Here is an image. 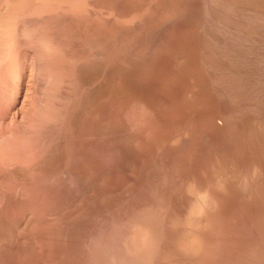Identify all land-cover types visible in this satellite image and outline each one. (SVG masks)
I'll use <instances>...</instances> for the list:
<instances>
[{
  "label": "rangeland",
  "instance_id": "1",
  "mask_svg": "<svg viewBox=\"0 0 264 264\" xmlns=\"http://www.w3.org/2000/svg\"><path fill=\"white\" fill-rule=\"evenodd\" d=\"M33 1L0 0V264H264V0Z\"/></svg>",
  "mask_w": 264,
  "mask_h": 264
},
{
  "label": "bare ground",
  "instance_id": "2",
  "mask_svg": "<svg viewBox=\"0 0 264 264\" xmlns=\"http://www.w3.org/2000/svg\"><path fill=\"white\" fill-rule=\"evenodd\" d=\"M7 1H8V0H7ZM9 1H10V0H9ZM12 1H13V0H12ZM17 1H18V0H17ZM20 1H23V0H20ZM37 1H38V0H37ZM44 1H45V0H43V2H44ZM58 1H59V0H58ZM85 1H86V0H85ZM87 1H88V0H87ZM87 1H86V2H87ZM89 1H90V0H89ZM101 1H102V0H101ZM101 1H100V2H101ZM115 1H116V0H115ZM115 1H114V2H115ZM118 1H119V0H118ZM123 1H124V0H123ZM196 1H197V0H196ZM198 1H199V0H198ZM205 1H206V0H205ZM223 1H224V0H223ZM225 1H226V0H225ZM238 1H239V0H238ZM35 2H36V1L34 0L33 3H35ZM38 2H39V1H38ZM47 2H48V0H47ZM53 2H54V1H53ZM68 2H69V1H68ZM74 2H77V1H74ZM78 2H79V0H78ZM90 2H91V1H90ZM100 2H99V3H100ZM106 2H107V1H106ZM108 2H109V1H108ZM111 2H112V1H111ZM111 2H110V3H111ZM114 2H112V3H114ZM116 2H117V1H116ZM119 2H120V1H119ZM127 2H128V1H126V3H127ZM232 2H233V1H232ZM242 2H243V1H242ZM16 3H17V2H16ZM24 3H25V1L23 2V4H24ZM39 3H40V2H39ZM55 3H56V2H55ZM104 3H105V1H104ZM104 3H103V4H104ZM123 3H124V2H123ZM123 3H122V4H123ZM204 3H205V2H204ZM227 3H229V2H227ZM233 3H234V2H233ZM237 3H238V2H237ZM2 4H5V3L3 2ZM7 4H8V3H7ZM12 4H13V3H12ZM17 4H18V3H17ZM20 4H21V3H20ZM20 4L18 5L19 7H20ZM70 4H71V2H70ZM85 4H86V3H85ZM88 4H89V3H88ZM92 4H93V3H92ZM95 4H96V3H95ZM200 4H201V3H200ZM225 4H226V3H225ZM235 4H236V3H235ZM239 4H240V2H239ZM239 4H238V5H239ZM0 5H1V4H0ZM64 5H65V4H64ZM66 5H67V4H66ZM72 5H74V4H72ZM83 5H84V4H83ZM120 5H121V4H120ZM124 5H125V3H124ZM124 5H123V6H124ZM211 5H213V4H211ZM214 5H215V4H214ZM214 5H213V6H214ZM230 5H231V4H230ZM238 5H237V6H238ZM241 5H242V4H241ZM244 5H245V4H244ZM1 6H2V5H1ZM4 6H5V5H3L2 7H4ZM8 6H9V5H8ZM13 6H14V5H13ZM32 6H33V5H32ZM32 6H31V8H32ZM39 6H40V5H39ZM45 6H46V5H45ZM51 6H52V5H51ZM53 6H54V5H53ZM59 6H60V5H59ZM70 6H71V5H70ZM96 6H97V4H96ZM101 6H102V5H101ZM101 6H100V7H101ZM103 6H104V5H103ZM106 6H107V5H106ZM117 6H118V5H117ZM117 6H116L115 8H117ZM123 6H122V7H123ZM200 6H201V5H200ZM231 6H232V5H231ZM246 6H248V5L246 4ZM246 6H245V7H246ZM33 7H34V6H33ZM36 7H37V6H36ZM48 7H49V6H48ZM64 7H65V6H64ZM76 7H78V6H76ZM80 7H81V6H80ZM87 7H89V6H87ZM87 7H84V8H87ZM97 7H98V6H97ZM206 7H207V6H206ZM210 7H211V6H209V8H210ZM217 7H218V6H217ZM27 8H28V7H27ZM31 8H30V9H31ZM67 8H68V6H67ZM106 8H107V7H106ZM106 8H105V9H106ZM213 8H214V7H213ZM232 8H233V7H232ZM232 8H228V11H229V9L231 10ZM234 8H235V7H234ZM246 8H247V7H246ZM18 9H19V8H18ZM21 9H22V10L24 9L23 5H21ZM54 9H55V6H54ZM81 9H82V8H81ZM93 9H94V8H93ZM99 9H100V8H99ZM210 9H212V7H211ZM226 9H227V8H226ZM256 9H257V8H256ZM0 10L2 11L3 9L0 8ZM19 10H20V9H19ZM19 10H18V11H19ZM22 10H21V11H22ZM25 10H26V9H25ZM28 10H29V9H28ZM28 10H27V11H28ZM55 10H56V9H55ZM61 10H62V9H61ZM87 10L89 11L88 8H87ZM91 10H92V9H91ZM232 10H233V9H232ZM232 10H231V11H232ZM239 10H240V9H239ZM260 10H261V9H260ZM260 10H259V11H260ZM1 11H0V12H1ZM18 11L16 10L15 12H17V13H15V14L22 13L21 11H19V13H18ZM33 11H34V10H33ZM35 11H36V10H35ZM71 11H72V10H71ZM75 11H76V10H74V12H75ZM95 11L97 12V10H95ZM105 11H106V10H105ZM211 11H214V9L211 10ZM215 11H216V10H215ZM215 11H214V12H215ZM221 11H222V10H221ZM221 11H220V12H221ZM224 11H225V9H224ZM231 11H230V12H231ZM241 11H242V10H241ZM247 11H248V10H247ZM256 11H258V10H256ZM262 11H264V10H262ZM4 12H6V11H2L0 15H4V14H2V13H4ZM53 12H54V11H53ZM99 12H100V11H99ZM214 12H212V13H214ZM230 12H229V13H230ZM8 13H10V12H8ZM13 13H14V10H13ZM36 13H38V12H36ZM54 13H55V12H54ZM71 13H72V12H71ZM75 13H76V12H75ZM97 13H98V12H97ZM113 13H114V12H113ZM209 13H210V12H209ZM216 13H217V12H216ZM216 13H215V14H216ZM222 13H223V11H222ZM225 13H227V12H225ZM232 13H235V11H233ZM237 13H238V12H236V14H237ZM5 14H7V13H5ZM11 14H12V13H11ZM24 14H25V13H24ZM33 14H34V13H33ZM67 14H68V13H67ZM78 14H79V13H78ZM78 14H77V15H78ZM117 14H118V13H117ZM117 14H116V15H117ZM203 14H204V13H203ZM203 14H202V15H203ZM205 14H206V13H205ZM215 14H214V15H215ZM239 14H240V13H239ZM243 14H244V13H243ZM31 15H32V14H31ZM34 15H35V14H34ZM79 15H80V14H79ZM112 15H113V14H112ZM211 15H212V14H211ZM220 15H221V14H220ZM220 15L218 14V16H220ZM229 15H230V14H229ZM232 15H233V17H234V14H231V16H232ZM244 15H245V14H244ZM244 15H243V17H242L241 15H239V16H241V18H247V19H248L249 17H251V15H250V16H247V17H245ZM6 16H7V15H6ZM8 16H9V15H8ZM13 16L15 17L16 15H13ZM22 16H23V15H22ZM90 16H91V15H90ZM93 16H94V15H93ZM95 16H96V15H95ZM99 16H100V15H99ZM99 16H98V17H99ZM104 16H105V15H104ZM107 16H110V14L107 15ZM216 16H217V15H216ZM216 16H214V17H216ZM225 16H227L228 18L231 17V16H228V14H226ZM235 16H236V15H235ZM239 16H237V17H239ZM253 16H254V15H253ZM257 16H258V15H257ZM2 17H3V18H6V17H4V16H2ZM24 17H25V16H24ZM87 17H89V16H87ZM87 17H86V18H87ZM111 17H112V16H111ZM114 17H115V16H114ZM214 17H213V18H214ZM233 17H231V18L233 19ZM237 17H236V18H237ZM254 17L256 18V16H254ZM258 17H259V16H258ZM27 18H28V17H27ZM30 18H31V17H30ZM35 18H36V17H35ZM68 18H69V17H68ZM78 18H80V16H79ZM81 18H82V17H81ZM81 18H80V19H81ZM93 18H94V17H93ZM95 18H97V17H95ZM95 18H94V19H95ZM117 18H118V17H117ZM218 18H219V17H218ZM221 18H222V15H221ZM241 18L239 17V20H240ZM263 18H264V17H263ZM8 19H9V18H8ZM8 19H7V20H8ZM11 19H12V18H11ZM13 19H14V18H13ZM16 19H17V18H16ZM16 19H15V20H16ZM31 19H32V18H31ZM82 19H84V18H82ZM94 19H92V20H94ZM103 19H104V18H103ZM111 19H112V18H111ZM111 19H110V20H111ZM113 19H114V18H113ZM225 19L227 20L226 17H225ZM234 19H235V17H234ZM7 20H5V21L7 22ZM15 20H14V21H15ZM17 20H18V19H17ZM26 20H28V19H26ZM32 20H33V19H32ZM77 20H78V19H77ZM86 20H87V19H85V21H86ZM89 20H90V19H89ZM108 20H109V19H108ZM114 20H115V19H114ZM202 20H203V19H202ZM207 20H208V19H207ZM219 20H220V19H219ZM222 20H223V19H222ZM235 20H236V19H235ZM239 20H237V21H239ZM241 20H242V19H241ZM250 20H251V19H250ZM263 20H264V19H263ZM28 21H29V20H28ZM30 21H31V20H30ZM30 21H29V22H30ZM82 21H83V20H82ZM82 21H81V22H82ZM87 21H88V20H87ZM94 21H95V20H94ZM116 21H117V19H116ZM116 21H114V22H116ZM212 21H213V20H212ZM228 21H229V19H228ZM230 21H231V20H230ZM243 21H244V19H243ZM243 21H240V22H243ZM253 21H254V20H253ZM257 21H259V20H257ZM260 21H261V20H260ZM260 21H259L258 24H256V23H255V24L261 26V25H260ZM8 22H9V21H8ZM8 22H7V23H8ZM24 22H25V20H24ZM35 22H36V21H35ZM71 22H72V20H71ZM76 22H77V21H76ZM76 22H75V20H74V23H76ZM92 22H93V21H92ZM92 22H91V24H92ZM104 22H105V21H104ZM216 22H219V21H216ZM240 22H239V23H240ZM244 22H246V21H244ZM249 22H252V20H251V21H248V23H249ZM3 23L5 24V22H2V23H1V20H0V26H1V24H2V26L4 27V24H3ZM18 23H21V20H20V22H18ZM30 23H31V22H30ZM36 23H37V22H36ZM85 23H87V22H85ZM85 23H84V24H85ZM89 23H90V22H89ZM89 23H88V24H89ZM105 23H106V22H105ZM111 23H112V22H111ZM117 23H118V22H117ZM117 23H116V24H117ZM203 23H204V22H203ZM220 23H221V22H220ZM233 23H234V22H233ZM236 23H237V22H236ZM95 24H96V22H95ZM116 24H115V25H116ZM214 24H215V23H214ZM214 24L212 25L213 27L216 26V25H214ZM224 24H225V22H224ZM253 24H254V22H253ZM14 25H16V24H14ZM18 25H19V24H18ZM28 25H30V24L28 23ZM85 25H86V24H85ZM113 25H114V24H113ZM204 25H205V24H204ZM206 25H207V24H206ZM233 25H234V24H233ZM244 25H245V24H244ZM248 25H250V24H248ZM248 25H247L246 27H249ZM9 26H10V25H9ZM12 26H13V25H12ZM21 26L26 27V24L24 25L23 23H21V24H20V27H21ZM38 26H39V25H38ZM38 26H37V27H38ZM208 26H209V25H208ZM220 26H221V25H220ZM224 26H225V25H224ZM230 26H231V25H230ZM235 26H236V25H235ZM241 26H243V25H241ZM263 26H264V25H263ZM3 27H2V28H3ZM14 27H19V26L16 25V26H14ZM20 27H19V28H20ZM24 27H23L22 29L20 28V30H17V31L15 30V31H14V32L16 33L15 35H17V34L19 33V31H20L21 34H22V36H23V38H24L25 34L23 35V33H22L23 31H21V30L24 29V32L26 33L27 28H24ZM27 27H32V25L27 26ZM78 27H80V26H78ZM85 27H86V26H85ZM85 27H83V28H85ZM88 27H89V26H88ZM88 27H86V28L88 29ZM90 27H91V26H90ZM205 27H206V26H205ZM213 27H212V28H213ZM216 27H218V26H216ZM216 27H215V29H216ZM251 27H252V25H251ZM255 27H256V26H255ZM261 27H262V26H261ZM261 27H260V29H261ZM5 28L7 29V26H6V25H5ZM91 28H93V27H91ZM219 28H221V27H219ZM224 28H225V27H224ZM224 28L222 27V29H224ZM232 28L234 29V27H232ZM252 28H253V27H252ZM16 29H18V28H16ZM38 29H39V31H40V28H38ZM38 29H37V30H38ZM95 29H96V28H95ZM222 29L220 30V32L222 31ZM241 29H242V28H241ZM248 29H249V28H248ZM258 29H259V28H258ZM260 29H259V30H260ZM263 29H264V28H263ZM32 30L35 31V29L32 28L31 30H29V35H30V31L33 32ZM88 30H89V29H88ZM92 30H93V29H92ZM92 30H91V31H92ZM208 30H210V29H208ZM230 30H231V29H230ZM252 30H253V29H252ZM252 30H251V31H252ZM254 30H256V28H255ZM259 30H258V31H259ZM5 31H6V30H5ZM11 31H12V30H11ZM86 31H87V30H86ZM86 31H85V32H86ZM213 31H214V30H213ZM213 31H211V32H213ZM215 31L218 32L217 34H218V36H219L218 28H217ZM215 31H214V32H215ZM7 32H8V31H6V34H8ZM14 32H13V34H14ZM17 32H18V33H17ZM37 32H38V31H37ZM87 32L90 33L89 31H87ZM239 32H240V31H239ZM245 32H246V31H245ZM250 33H252V32H250ZM258 33H259V32H258ZM258 33H257V34H258ZM262 33H263V32H262ZM6 34H5V35H6ZM10 34H11V33L9 32V34H8L9 36H7L6 38H5V36H4V38H5V39L10 38V37L12 36V35L10 36ZM21 34H20V35H21ZM211 34H212V33H211ZM227 34H228V33H227ZM234 34H235V32H234ZM245 34H246V33H245ZM252 34H255V33L253 32ZM0 35H1V34H0ZM3 35H4V34H3ZM15 35H14V36H15ZM20 35H17V39H18V36H20ZM34 35H35V34H34ZM87 35H88V34H87ZM212 35H216V34L214 33V34H212ZM243 35H244V34H243ZM246 35H247V34H246ZM250 35H251V34H250ZM260 35H261V34H260ZM260 35H259V36H260ZM263 35H264V33H263ZM27 36H28V35L26 34L25 37H27ZM31 36H32V35H31ZM104 36H105V35H104ZM115 36H116V35H115ZM218 36H217V37H218ZM234 36H235V35H234ZM239 36H240V35H239ZM101 37H102V36H101ZM209 37H210V36H209ZM241 37H244V36H241ZM261 37L264 38L262 35H261ZM2 38H3V36H2ZM2 38H1L0 42H4V41H2V40H4V39H2ZM11 38H12V37H11ZM11 38H10V41H11ZM20 38H22V37L20 36L19 39H20ZM94 38H95V36H94ZM113 38H114V37H113ZM221 38H222V37H221ZM237 38H238V37H237ZM250 38H252V37H250ZM13 39H14V38H13ZM15 39H16V38H15ZM100 39H101V38H100ZM212 39H213V38H212ZM215 39H216V38H215ZM217 39H218V38H217ZM235 39H236V38H235ZM254 39H256V38H254ZM254 39H253V40H254ZM7 40H8V39H7ZM238 40H239V39H238ZM238 40H237V41H238ZM223 41H224V40H223ZM228 41H229V40H228ZM11 42H12V41H11ZM11 42H10V44H11ZM215 42H216V41H215ZM217 42H218V41H217ZM224 42H225V41H224ZM245 42H246V41H245ZM251 42H252V41H251ZM5 43H6V44H5ZM5 43H3V44L6 46L8 42H5ZM13 43H14V42H13ZM228 43H229V44H233L232 42H231V43L228 42ZM228 43L226 42V45H227ZM238 43H239V42H238ZM259 43H260L259 48H261L260 46H263V45H264V42H263V45H261V42H259ZM1 44H2V43H1ZM1 44H0V45H1ZM212 44H213V43H212ZM223 44H224V43H223ZM214 45H215V43H214ZM214 45H213V46H214ZM226 45L224 44V46H226ZM233 45L236 46V44H233ZM255 45H256V43L254 44V46H255ZM215 46H216V45H215ZM215 46H214V47H215ZM218 46H219V45H218ZM220 46H221V45H220ZM231 46H232V45H231ZM231 46H230V47H231ZM1 47H2V45H1ZM6 47H8V46H6ZM214 47H212V48H214ZM227 47H228V46H227ZM227 47H225V49H226ZM249 47H250V46H249ZM249 47H248V48H249ZM255 47H256V46H255ZM257 47H258V45H257ZM263 47H264V46H263ZM3 48H4V49L1 48V50H0L1 53H3L2 51H4V50L6 49L4 46H3ZM221 48H223V45H222ZM231 48H232V47H231ZM233 48H234V47H233ZM252 48H253V47H252ZM252 48H251V49H252ZM259 48H258V49H259ZM7 49H8V48H7ZM214 49H215V48H214ZM217 49H218V47H217ZM217 49H216V50H217ZM234 49H235V50H236V49L238 50V47L236 46V48H234ZM241 49H242V48H241ZM241 49H240L241 53H244V52H243L244 49H243V50H241ZM258 49H257V48L255 49V50H257V53H258V52H259V54L262 53V52H260L261 50L258 51ZM262 49H263V48H262ZM212 50H213V49H212ZM218 50H219V49H218ZM218 50H217V51H218ZM229 50H230V55H231V57H229L228 59H226L227 56H226V54L224 53V54H225L224 56L226 57V58H225V57L223 56V57L225 58V61H226V60H227V61L230 60V58H232V56L235 55V54H233V55L231 54L232 52H231V49H230V48H229ZM235 50H233V51L236 52L237 50H236V51H235ZM214 51H215V50H214ZM214 51H213V53H214ZM220 51H221V50H220ZM220 51H218V52H220ZM226 51H228V49L225 50V52H226ZM238 51H239V50H238ZM244 51H245V50H244ZM253 51H254V48H253ZM253 51H250V52H253ZM263 51H264V49H263ZM6 52H7V50H6ZM228 52H229V51H228ZM255 52H256V51H255ZM215 53H217V52H215ZM221 53H222V52H221ZM221 53H217V54L220 55ZM241 53H239V55H241ZM245 53L247 54L246 51H245ZM253 53H254V52H253ZM253 53H251V54H253ZM228 54H229V53H228ZM236 54H237V53H236ZM249 54H250V53H248V55H249ZM251 54H250V55H251ZM263 54H264V52H263ZM212 55L215 57L214 54H212ZM222 55H223V54H222ZM222 55H220V57L223 59ZM230 55H228V56H230ZM242 55H243V54H242ZM250 55H249V57H250ZM235 56H236V55H235ZM235 56H233V58H234ZM243 56H244V55H243ZM255 56H257L256 53H255ZM262 56H263V55H262ZM262 56H259V55H258V58H259V57L261 58ZM216 57H217V56H216ZM253 57H254V56H253ZM218 58H219V56H218ZM221 58H220V59H221ZM233 58H232V59H233ZM240 58H243V57H240ZM246 58H247V57H245V59H246ZM232 59H231V60H232ZM236 59H237V57H236ZM236 59H233V60L237 61ZM238 59H239V57H238ZM250 59H251V57H250ZM252 59H253V58H252ZM252 59H251V61H249L250 63L252 62ZM210 60H212V59H210ZM223 60H224V59H223ZM223 60H222V61H223ZM239 60H240V59H239ZM243 60H244V59H243ZM247 60H248V59H246V61H244V63H246ZM257 60H259V61H257ZM257 60L254 59L253 62L256 61V62H258V63H259V62H263V63H264V60H262V59H261L262 61H260V59H257ZM217 61H219V60H217ZM222 61L220 60V62H222ZM227 61H226L225 63H227ZM241 61H242V59H241ZM241 61H238V62H241ZM212 62H213V61H212ZM231 62L233 63V61H231ZM222 63H224V62H222ZM228 63H230V62H228ZM228 63H227V64H228ZM234 63H235V62H234ZM234 63H233V64H234ZM241 63H242V62H241ZM241 63H239L240 66H241ZM254 63H255V62H254ZM254 63H253V64H254ZM186 64H187V63H186ZM217 64H218V63H217ZM230 64H231V63H230ZM237 64H238V63H237ZM242 64H243V63H242ZM247 64H248V65H247ZM247 64H246L247 66L250 65L248 62H247ZM251 64H252V63H251ZM253 64H252V65H253ZM255 64H256V63H255ZM259 64L262 65V63H259ZM231 65H232V64H231ZM252 65H251V66H252ZM256 65H257V64H256ZM221 66H222V65H221ZM224 66H225V65H224ZM224 66H223V67H224ZM229 66H230V65H229ZM243 66H244V65H243ZM259 66H260V65H259ZM212 67H213V66H212ZM223 67H222V68H223ZM233 67H235V66H233ZM253 67H254V66H253ZM262 67L264 68V66H262ZM213 68H214V67H213ZM216 68H217V67H216ZM228 68H229V67H228ZM243 68H245V67H243ZM243 68H242V69H243ZM250 68H252V67H250ZM226 69H227V68H226ZM229 69H231V68H229ZM235 69H236V68H235ZM242 69H240L239 71L242 72ZM245 69H246V68H245ZM247 69L249 70V68H247ZM247 69H246V70H247ZM256 69H258V68H256ZM261 69H262V68H261ZM222 70H223V69H221V70L219 69L217 73H219L220 71L222 72ZM262 70H263V69H262ZM235 71H236V70H235ZM244 71H245V70H243L242 73H244ZM251 71L254 72V69H252ZM257 71H258V70H256V72H257ZM260 71H261V70H260ZM223 72H225V70H223ZM246 72H248V74H251V73H249V71H246ZM258 72H259V71H258ZM261 72H262V71H261ZM263 72H264V71H263ZM263 72H262V73H263ZM209 73H210V72H209ZM212 73H213V71H212ZM215 73H216V72H215ZM226 73H228V71H226ZM230 73H231V72H230ZM236 73H237V72H236ZM262 73H261V74H262ZM244 74H245V73H244ZM244 74H243V75H244ZM246 74H247V73H246ZM261 74H258V75H261ZM24 75H25V74H24ZM210 75H211V73H210ZM218 75H219V74H218ZM218 75H217V77H218ZM222 75H223V73H222ZM240 75H241V74H240ZM256 75H257V73H256ZM256 75H255V76H256ZM213 76H215V74H214ZM225 76H226V74H225ZM234 76H235V75H234ZM255 76H254V77H255ZM262 76H264V75L262 74V75L260 76L261 79H262ZM18 77H20V76H18ZM18 77H17V78H18ZM22 77H24V76L22 75ZM226 77H227V76H226ZM248 77H249V75H248ZM232 78H233V76H232ZM234 78H235V77H234ZM236 78H237V77H236ZM245 78H246V75H245ZM249 78H250V77H249ZM263 78H264V77H263ZM19 79H20V78H18L17 82L20 81ZM21 79H23V78H21ZM219 80H220V79H219ZM219 80H218V81H219ZM233 80H234V79H233ZM233 80H232V81H233ZM242 80H243V79H242ZM255 80H256V79H255ZM255 80H252V81H255ZM258 80H260V79H258ZM210 81H211V80H210ZM215 81H217V80L215 79ZM225 81H226V80H225ZM225 81H224V82H225ZM229 81H230V80H229ZM229 81H228V82H229ZM236 81H237V80H236ZM244 81H245V80H244ZM261 81H262V80H261ZM20 82L22 83V81H20ZM23 82H24V80H23ZM154 82H156V81H154ZM208 82H209V81H208ZM221 82H222V81H221ZM234 82H235V81H234ZM238 82H240V81H238ZM238 82H237V83H238ZM241 82H242V81H241ZM247 82H248V81H247ZM247 82H246V83H247ZM259 82H260V81H259ZM21 83L18 84V88L16 87V88L18 89V93H20V91H21V87H22V86H21V85H22ZM24 83H25V82H24ZM158 83H159V82H158ZM158 83H157V84H154V85H158ZM200 83H201V82H200ZM209 83H210V82H209ZM218 83H219V82H218ZM235 83H236V82H235ZM237 83H236V84H237ZM254 83H255V82H254ZM152 84H153V82H152ZM248 84H249V83H248ZM255 84H256V83H255ZM262 84H264V83H261V85H262ZM184 85H185V84H183V85H181V86H184ZM222 85H223V84H222ZM240 85H241V84H240ZM249 85H250V84H249ZM249 85H248V86H249ZM24 86H25V84H24ZM152 86H153V85H152ZM199 86H200V84H199ZM201 86H202V85H201ZM208 86H209V85H208ZM210 86H211V85H210ZM212 86H213V85H212ZM224 86H225V85H224ZM229 86H230V85H229ZM258 86H259V84H258ZM226 87H227V85H226ZM234 87H235V86H234ZM259 87H260V86H259ZM180 88H181V87H180ZM203 88H204V86H203ZM221 88H222V86H221ZM221 88H220V89H221ZM247 88H248V87H247ZM262 88H263V87H262ZM198 89H199V88H198ZM208 89H209V88H208ZM210 89H211V88H210ZM213 89H215V88H213ZM220 89H219V90H220ZM236 89H237V88H236ZM239 89H240V86H239ZM241 89H242V88H241ZM251 89H252V88H251ZM184 90H185V89H184ZM184 90H183V91H184ZM202 90H203V89H202ZM202 90H201V88H200V91H202ZM211 90H212V89H211ZM215 90H216V89H215ZM219 90H218V91H219ZM233 90H234V89H233ZM242 90H243V89H242ZM244 90H246V89L244 88ZM255 90H256V89H255ZM258 90H259V89H258ZM263 90H264V89H263ZM15 91H16V90H15ZM227 91H228V90H227ZM229 91H230V90H229ZM231 91H232V90H231ZM260 91H261V90H260ZM260 91H258V92H260ZM197 92H198V91H197ZM214 92H215V91H214ZM236 92H237V91H236ZM245 92H246V91H245ZM22 93H25V92H22ZM216 93H217V92H216ZM231 93H232V92H231ZM246 93H248V92H246ZM253 93H254V92H252V94H253ZM256 93H257V91H256ZM260 93H262V95L264 96L263 91H261ZM16 94H17V92H16ZM217 94H218V93H217ZM219 94H220V93H219ZM222 94H224V92H223ZM228 94H229V92H228ZM215 95H216V94H215ZM215 95H214V96H215ZM226 95H227V93H226ZM226 95H225V96H226ZM232 95H233V93H232ZM240 95H242V94H240ZM240 95H238V96H240ZM247 95L250 96L251 93H250V95H249V94H247ZM258 95H259V94H258ZM258 95H257V96H258ZM262 95H261V96H262ZM19 96H21V95H19ZM23 96H24V95H23ZM159 96H160V95H159ZM219 96H222V95H219ZM230 96H231V95H230ZM238 96H237V97H238ZM251 96H252V95H251ZM257 96H256V97H257ZM263 96H262L261 98H260V97H258V98L262 99ZM161 97H162V95H161ZM164 97H165V96H164ZM185 97H186V96H185ZM200 97H201V96H200ZM200 97H199V98H200ZM217 97H218V95H217ZM226 97H227V96H226ZM17 98H18V97H17ZM21 98H23V97L21 96ZM162 98H163V97H162ZM199 98H198V99H199ZM219 98H222V97H218V99H219ZM227 98H228V97H227ZM229 98H230V97H229ZM258 98H257V99H258ZM19 99H20V98H19ZM210 99H211V98H210ZM215 99H217V98H215ZM218 99H217V100H218ZM239 99H240V98H238V100H239ZM241 99H242V98H241ZM254 99H255V96H254ZM254 99H253V101L255 102L257 99H256V100H254ZM15 100H16V98H15ZM21 100H22V99H21ZM217 100H216V101H217ZM223 100H225V101L227 100V101H228V99H225V98H224V95H223ZM238 100H237L236 102H238ZM210 101H211V100H210ZM220 101H222V100L220 99ZM225 101H224V102H225ZM230 101H232V99H231ZM245 101L247 102V100H245ZM249 101H250V100H249ZM253 101H251V104H254V105H255V104L257 103V101H256V103H252ZM262 101H263V100H261V102L258 101V102L260 103V105L263 104ZM19 102H20V101H19ZM21 102H23V101H21ZM218 102H219V101H218ZM232 102H233V101H232ZM246 102H245V104H246ZM263 102H264V101H263ZM197 103H198V102H197ZM211 103H212V102H211ZM221 103H222V102H221ZM221 103H220V104H221ZM227 103L229 104V102H227ZM239 103H240V102H239ZM17 104L19 105L20 103L17 102ZM21 104H22V103H21ZM215 104H216V103H215ZM217 104H218V103H217ZM223 104H224V103H223ZM230 104H231V106H232L233 104H237V103H233V104L230 103ZM245 104H242V105H244L243 108H246L247 106H249L248 104H247V106H246ZM212 105H214V104H212ZM212 105H211V106H212ZM240 105H241V103H240ZM258 105H259V104H258ZM260 105H259V106H260ZM19 106H20V105H19ZM21 106H22V105H21ZM228 106H229V105H228ZM245 106H246V107H245ZM259 106H258V107H259ZM263 106H264V105H262V108H264ZM219 107H225V106H224V105H223V106L220 105ZM219 107H217V108H219ZM238 107H239V104H238ZM250 107H251V106H250ZM250 107H249V108H250ZM217 108H215V111H218V110H216ZM226 108H228V107H226ZM240 108H241V106H240ZM249 108L247 107V110H248ZM262 108H261V106H260V109L257 108V111H258V110H261ZM212 109H214V108H212ZM219 109H222V108H219ZM231 109H232V108H231ZM251 109H252V107H251ZM254 109H255V107H254ZM238 110H239V109H238ZM255 110H256V109H255ZM219 111H220V110H219ZM233 111H234V110H233ZM244 111H245V110H244ZM248 111H249V110H248ZM250 111H251V110H250ZM252 111H253V109H252ZM252 111H251V112H252ZM257 111H256V112H257ZM220 112H221V113H224V114H221V113H219V112L215 114V120H217V123L215 122V123H216L215 125H218L219 127H222L223 125H225V122L227 123V121H226L227 119L225 118V117H226V116H225L226 113H225L224 109H223V111L221 110ZM236 112H237V111H236ZM238 112H239V111H238ZM245 112H247V111H245ZM245 112H244V114H245ZM262 112H263V111H262ZM212 113H213V112H212ZM214 113H215V112H214ZM214 113H213V114H214ZM234 113H235V112H234ZM242 113H243V112H242ZM253 113H255V112H253ZM260 113H261V111H260V112L258 111V114H259V115H260ZM248 114H250V113L248 112ZM211 115H212V114H211ZM223 115H224L225 117H224ZM228 115H229V114H228ZM233 115H234V114H233ZM256 115H257V114H256ZM259 115H257V116H259ZM213 116H214V115H213ZM213 116H212V117H213ZM246 116H247V114H246ZM253 116H254V115H253ZM228 117H230V115H229ZM228 117H227V118H228ZM250 117H251V116H250ZM255 117H256V116H255ZM259 117H260V116H259ZM263 117H264V114H263ZM263 117H262V118H263ZM213 118H214V117H213ZM257 118H258V117H257ZM225 119H226V120H225ZM235 119H236V118H235ZM243 119H244V118H243ZM243 119H242V120H243ZM249 119H250V118H249ZM255 119H256V118H255ZM258 119H259V122H258V123H261V122H260V121H261V120H260L261 117L258 118ZM213 120H214V119H213ZM231 120H232V119H231ZM240 120H241V119H240ZM251 120H252V119H251ZM263 120H264V119H263ZM228 121H229V120H228ZM245 121H246V120H245ZM252 121H253V120H252ZM210 122H211V121H210ZM229 122H230V121H229ZM240 123H242V122H240ZM244 123H245V122H244ZM254 123H255V122H254ZM258 123H256V124H258ZM262 123H264V122H262ZM211 124H212V123H211ZM242 124H243V123H242ZM246 124H247V123H246ZM249 124H251V123L249 122ZM229 125H230V123H229ZM235 125H236V124H235ZM243 125H244V124H243ZM243 125H241V126L243 127ZM210 126H211V125H210ZM216 127H217V126H216ZM228 127H229V126H228ZM234 127H235V126H234ZM249 127H251V126H249ZM256 127H257V126H256ZM224 128H225V127H224ZM224 128H223V129H224ZM236 128H237V127H236ZM246 128H247V127H246ZM258 128H260V126H259ZM124 129H125V128H124ZM214 129H216V128H214ZM219 129H220V128H218V130H219ZM243 129H244V128H243ZM250 129H251V128H250ZM232 130H233V129H232ZM237 130H238V129H237ZM125 131H127V130L125 129ZM209 131H210V130H209ZM214 131H215V130H214ZM222 131H223V130H222ZM222 131H221V132H222ZM235 131H236V130H235ZM224 132H225V131H224ZM254 132H257V131L254 130ZM211 133H212V132H211ZM219 133H220V132H219ZM228 133H230V132H228ZM258 133H259V132H258ZM263 133H264V132H263ZM221 134H222V133H221ZM210 135H211V134H210ZM213 135H214V134H213ZM218 135H219V134H218ZM218 135H217V136H218ZM225 135H226V133H225ZM233 136H234V135H233ZM239 136H240V135H239ZM241 136H242V135H241ZM219 137H220V136H219ZM223 137H224V136H223ZM226 137H228V136H226ZM253 137H254V136H253ZM216 138H217V137H216ZM231 138H232V137H231ZM254 138H255V137H254ZM214 139H215V138H214ZM220 139H221V138H220ZM224 139L226 140V138H224ZM235 139H236V138H235ZM246 139H247V138H246ZM261 139H262V138H261ZM218 140H219V139H218ZM222 140H223V139H222ZM252 140H253V138H252ZM255 140H258V139H255ZM214 141H216V140H214ZM228 141H229V140H228ZM233 141H234V140H233ZM239 141H240V140H239ZM260 141H261V140H260ZM242 142H243V141H242ZM246 142H247V140H246ZM246 142H245V143H246ZM262 143H263V142H262ZM218 144H219V143H218ZM218 144H217V145H218ZM220 144H222V143H220ZM223 144H224V143H223ZM248 144H250V143H248ZM252 144H253V143H252ZM217 145H215V146H217ZM237 145L240 146L239 143H238ZM246 145H247V144H246ZM246 145H245V146H246ZM254 145H255V143H254ZM218 146H219V145H218ZM227 146L230 147L229 144H228ZM263 146H264V143H263ZM223 147H224V146H223ZM240 147H241V146H240ZM240 147H239V148H240ZM247 147H248V146H247ZM220 148H221V147H220ZM224 148H225V147H224ZM231 148H232V146H231ZM263 148H264V147H263ZM225 149H226V148H225ZM235 149H236V148H235ZM216 150H217V149H216ZM228 150H229V149H228ZM230 150H231V149H230ZM249 150H251V149H249ZM252 150H253V149H252ZM224 151H225V150H224ZM224 151H223V152H224ZM231 151H234V150H231ZM235 151H236V150H235ZM245 151H246V150H245ZM247 151H248V150H247ZM253 151H255V149H254ZM240 152H241V151H240ZM262 152H263V151H262ZM231 153H232V152H231ZM241 153H242V152H241ZM249 153H251V152H249ZM256 153H257V151H256ZM258 153H259V152H258ZM225 154H227V153L225 152ZM263 154H264V153H263ZM263 154H262V156H263ZM234 155H235V154H234ZM238 155H239V153H238ZM248 155H250V154H248ZM253 155L255 156V154H253ZM259 155H260V153H259ZM259 155H258V158L260 157ZM231 156H232V154H231ZM236 156H237V155H236ZM240 156H241V155H240ZM254 156H253V157H254ZM215 157H216V156H215ZM226 157H227V156H226ZM253 157H252V158H253ZM219 158H220V156H219ZM243 158H244V157H243ZM246 158H247V157H246ZM254 158H255V157H254ZM258 158H257V159H258ZM263 158H264V157H263ZM215 159H216V158H215ZM233 159H234V158H233ZM235 159H236V158H235ZM257 159H256V160H257ZM240 160H241V158H240ZM261 160H262V158H261ZM261 160L259 159V161H261ZM216 161H217V160H216ZM227 161H228V160H227ZM245 161H247V160H245ZM250 161H251V160H250ZM257 161H258V160H257ZM218 162H219V161H217V163H218ZM221 162H222V161H221ZM224 162H225V161H224ZM242 162H243V161H242ZM253 162H255V161H253ZM262 162H264V161H262ZM248 163H249V161H248ZM232 164H233V163H232ZM261 164H262V163H261ZM222 165H223V164H222ZM228 165H229V164H228ZM262 165H264V164H262ZM223 166H225V165H223ZM233 166H234V165H233ZM231 167H232V165H231ZM242 167H243V166H242ZM257 167H258V166H257ZM263 167H264V166H263ZM226 168H227V167H226ZM251 168H253V167H251ZM254 168H255V167H254ZM254 168H253V169H254ZM218 169H219V168H218ZM220 169L223 170L222 168H220ZM253 169H252L251 172H253ZM257 169H258V168H257ZM257 169H254V170L256 171ZM214 170H215V169H214ZM236 170H237V169H236ZM248 170H249V168H248ZM261 170H262V169H261ZM217 171H218V170H217ZM262 171H263V170H262ZM215 172H216V171H215ZM215 172H214V173H215ZM243 172H244V171H243ZM247 172H248V171H247ZM251 172H250V173H251ZM259 172H260V171H259ZM223 173H224V171H223ZM248 173H249V172H248ZM262 173H264V172H262ZM234 174H235V173H234ZM242 174H243V173H242ZM251 174H252V173H251ZM251 174H250L249 176H252L253 174L255 175V173H253L252 175H251ZM257 174L259 175V174H261V173H257ZM246 175H247V174L245 173L243 179H245ZM261 175H262V174H261ZM226 176H227V175H226ZM242 176H243V175H241V177H242ZM262 176H263V175H262ZM232 177H233V176H232ZM247 177H248V176H247ZM256 177L259 178L260 175H259V176H256V175H255L254 178H256ZM248 178H250V177H248ZM258 178H256V180H257ZM246 179H247V178H246ZM246 179H245V180H246ZM261 179H262V178H261ZM241 180H242V179H241ZM245 180H244V181H241V182L244 183V185H243V183L239 184V186H240L241 188L245 186ZM247 180H248L247 183H248V185H249V184H250V183H249V180H250V179H247ZM247 180H246V181H247ZM259 180H260V179H259ZM252 181H253V179H252ZM250 182H251V180H250ZM254 182H255V181H254ZM256 182H257V181H256ZM258 182H259V181H258ZM217 183H218V182H217ZM259 183H260V182H259ZM219 184H220V183H219ZM251 184H252V183H251ZM254 184H255V183H254ZM256 184H257V183H256ZM252 185H253V184H252ZM232 186H234V185H232ZM246 186H247V185H246ZM254 186H255V185H254ZM230 188H231V187H230ZM234 188H235V187H234ZM247 188H248V186H247ZM250 188H251V186H249V189H250ZM253 188H254V187H253ZM244 189H246V188L244 187ZM244 189H243V190H244ZM255 189H256V188H255ZM232 190H233V189H232ZM232 190H231V191H232ZM235 190H236V189H235ZM243 190H242V191H243ZM262 190H263V189H262ZM231 191H230V192H231ZM233 191H234V190H233ZM258 191H259V190H258ZM258 191H257V192H258ZM215 192H216V190H215ZM236 192H237V191H236ZM236 192H235V193H236ZM238 192H239V191H238ZM251 192H252V191H251ZM251 192H250V193H251ZM260 192H261V190H260ZM202 193H203V192H202ZM202 193H201V194H202ZM219 193H220V192H219ZM233 194H234V193H233ZM242 194H243V193H242ZM204 195H205V194H204ZM217 195H218V194H217ZM254 195H255V194H254ZM254 195H253V197H254ZM257 195H258V194H257ZM262 195H263V194H262ZM262 195H261V196H262ZM232 196H233V195H232ZM241 196H242V195H241ZM241 196H240L239 198H241ZM244 196H245V195H244ZM247 196H249V195H247ZM213 197H214V196H213ZM219 197H220V196H219ZM219 197H217V198H219ZM253 197H252V198H253ZM255 197H260V195H259V196H255ZM234 198H235V197H234ZM262 198H263V197H262ZM242 199H243V197H242ZM242 199H241V200H242ZM250 199H251V198H250ZM243 200L245 201V199H243ZM243 200H242V201H243ZM253 200H254V199H253ZM258 200H259V199H258ZM263 200H264V199H263ZM239 201H240V200H239ZM239 201H237V202H239ZM256 201H257V200H256ZM199 202H200V201H199ZM202 202H203V201H202ZM234 202H235V201H234ZM249 202H250V201H249ZM259 202H260V201H259ZM263 202H264V201H263ZM242 203H246V202H242ZM253 203H254V202H253ZM196 204H197V203H196ZM220 204H221V203H220ZM235 204H237V203L235 202ZM250 204H251V203H250ZM260 204H261V203H260ZM197 205H198V204H197ZM204 205H205V203H204ZM247 205H248V203H247ZM255 205H256V204H255ZM194 206H195V204H194ZM200 206H201V205H200ZM200 206H199V207H200ZM256 206H257V205H256ZM262 206H263V204H262ZM199 207H198V208H199ZM260 207H261V206H260ZM204 208H205V206H204ZM263 208H264V207H263ZM193 210H195V209H193ZM193 210H192V211H193ZM197 210H198V212H199V209H197ZM194 212H195V211H194ZM202 212H203V211H202ZM203 213H204V212H203ZM190 217H191V216H190ZM189 221H190V219H189ZM145 228H146V227H145ZM142 229H143V228H142ZM138 230H139V229H138ZM146 230H147V229H144V231H146ZM140 231H141V230H140ZM142 231H143V230H142ZM147 231H148V230H147ZM140 233L143 234V232H140ZM148 233H149V231H148ZM145 234H146V232H145ZM192 243H193V242H192ZM189 245H190V244H189ZM193 245H194V244H193ZM183 246H184V245H183ZM183 246H181L180 248L182 249ZM194 246H195V245H194ZM117 249H118V248H117ZM183 249H184V248H183ZM183 249H182V250H183ZM185 249H186V248H185Z\"/></svg>",
  "mask_w": 264,
  "mask_h": 264
}]
</instances>
